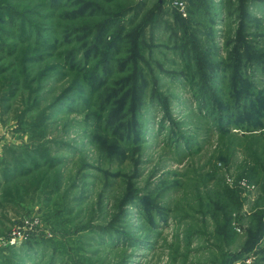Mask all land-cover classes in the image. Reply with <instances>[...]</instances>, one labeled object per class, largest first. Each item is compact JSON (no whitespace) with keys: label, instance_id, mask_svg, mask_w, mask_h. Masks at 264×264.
Returning a JSON list of instances; mask_svg holds the SVG:
<instances>
[{"label":"rangeland","instance_id":"obj_1","mask_svg":"<svg viewBox=\"0 0 264 264\" xmlns=\"http://www.w3.org/2000/svg\"><path fill=\"white\" fill-rule=\"evenodd\" d=\"M0 264H264V0H0Z\"/></svg>","mask_w":264,"mask_h":264},{"label":"trees","instance_id":"obj_2","mask_svg":"<svg viewBox=\"0 0 264 264\" xmlns=\"http://www.w3.org/2000/svg\"><path fill=\"white\" fill-rule=\"evenodd\" d=\"M25 18H26V15H25Z\"/></svg>","mask_w":264,"mask_h":264}]
</instances>
